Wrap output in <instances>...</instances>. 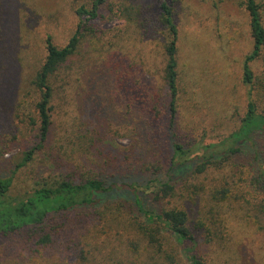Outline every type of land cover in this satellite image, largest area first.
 <instances>
[{
    "label": "rangeland",
    "instance_id": "obj_1",
    "mask_svg": "<svg viewBox=\"0 0 264 264\" xmlns=\"http://www.w3.org/2000/svg\"><path fill=\"white\" fill-rule=\"evenodd\" d=\"M92 1L0 0V180H11L13 197L68 176L108 178L116 167L119 183H130L126 171L138 159L144 165L168 166L165 36L110 11L102 20L88 22L96 34L85 33L76 53L50 80L51 131L48 143L38 148L40 93L33 81L46 57L45 39L49 36L54 45L64 47L79 24L76 9L89 8ZM159 1L139 3L151 4L158 13ZM167 1L178 29L175 133L177 141L193 146L189 158L196 165L204 147L222 149L250 98L264 109V95L259 91L258 100L242 83L251 38L247 13L238 3ZM257 2L264 24V0ZM251 67L256 77L262 76L261 60ZM239 172L234 180L240 184L244 177ZM211 174L200 179L204 191L185 205L191 220L203 219L217 234L210 245L198 238V256L205 264H264L263 216L255 219L251 207L240 200L216 205L210 193L218 173ZM105 231L99 224L78 230L86 245L71 243L72 236L66 244L57 235V244L45 252L36 251L26 234L0 237V264H132L133 255Z\"/></svg>",
    "mask_w": 264,
    "mask_h": 264
},
{
    "label": "trees",
    "instance_id": "obj_2",
    "mask_svg": "<svg viewBox=\"0 0 264 264\" xmlns=\"http://www.w3.org/2000/svg\"><path fill=\"white\" fill-rule=\"evenodd\" d=\"M230 1L238 3L248 16L251 52L242 66V83L249 87L250 95L261 101L258 93L264 95V69L262 76L256 77L251 67L258 60L264 64L261 7L257 0ZM152 9L151 4L145 6L139 0H93L89 8L76 9L79 24L64 47H57L51 37H46V57L33 81L40 93L36 104L38 148L48 143L51 131L50 80L76 53L84 34H96L88 22L102 20L105 11H110L119 19L137 21L140 27L159 29L165 36L164 82L171 140L168 166L162 167L159 162L144 165L138 159L126 171L130 183H119L120 169L116 167L111 169L114 172L108 178L68 176L51 184H38L23 197L10 195L11 180H0V237L26 234L36 251L45 252L57 244L55 236L60 234L64 243L72 236L71 243L76 240L86 245L78 230H93L99 224L100 231L106 227L105 236L114 234L133 255L132 264H205L197 254V240L203 237L210 245L217 234L203 219L191 220L185 205L188 201L193 203L204 191L200 179L213 172L218 173L217 184L210 196L216 205L240 200L251 207L255 219L264 218V109L259 110L257 101L250 98L238 128L225 139L222 149L216 150L217 145L204 147L197 158L200 162L193 165L189 158L193 146L177 141L175 133L178 29L173 9L167 0L159 1L158 13ZM30 155L26 154V160ZM229 164L243 173L233 168L225 171L223 168ZM236 172L244 177L240 184L234 180ZM66 244L64 252L68 253L66 250L70 248ZM86 258L81 249V260Z\"/></svg>",
    "mask_w": 264,
    "mask_h": 264
}]
</instances>
